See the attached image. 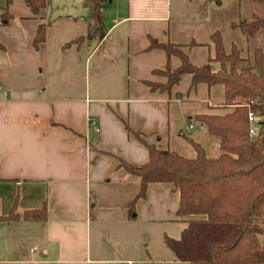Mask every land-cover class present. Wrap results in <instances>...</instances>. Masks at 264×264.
<instances>
[{
    "label": "crops",
    "instance_id": "obj_1",
    "mask_svg": "<svg viewBox=\"0 0 264 264\" xmlns=\"http://www.w3.org/2000/svg\"><path fill=\"white\" fill-rule=\"evenodd\" d=\"M82 2L81 11L73 2L71 12L53 16L51 5L34 15L25 0L0 1V14L12 17L0 25V218L46 209L43 220L0 221V264H187L164 243L179 240L193 218L177 216L179 193L168 183L149 184L130 216L140 180L119 160L148 162L134 133L191 159L185 136L216 159L219 143L196 118L230 108L223 107V86L191 88L190 74L170 91L151 90L167 82L158 72L181 62L150 43L179 45L192 65L217 72L210 36L220 32L227 54L234 45L250 58L251 40L232 24L255 12L247 6L245 14L244 0H109L104 38L63 49L87 33ZM47 19L53 22L35 51L38 25Z\"/></svg>",
    "mask_w": 264,
    "mask_h": 264
},
{
    "label": "trees",
    "instance_id": "obj_2",
    "mask_svg": "<svg viewBox=\"0 0 264 264\" xmlns=\"http://www.w3.org/2000/svg\"><path fill=\"white\" fill-rule=\"evenodd\" d=\"M0 1L7 6L13 2ZM108 1L84 0L89 12L87 33L65 44L63 49L104 38L103 9ZM255 2L264 7V0ZM25 4L37 15L40 10L50 7L51 0H25ZM11 18L8 12L0 14V25H7ZM52 22L47 19L38 25L33 41L35 51L45 42ZM232 27L252 40L264 30V16L252 13L250 20L241 19ZM208 47L209 62L220 65L217 72H213L209 64L192 65L189 54L179 45L151 41L150 48H160L168 57H178L181 64L173 71L167 67L158 72L167 78L166 84L149 86L153 91H170L183 74L192 76L191 88L199 83L209 87L223 86V107L230 109L221 115L196 118L207 134L218 141L221 155L216 159L207 158L200 145L183 136L195 151V157L187 159L176 152L147 145L139 133H134L146 146L149 159L141 166L119 160V167L140 180V190L128 205V211L134 217L135 203L145 197L149 184L168 183L179 193L177 216L193 217L186 222L179 240L164 238L177 261L187 264H264V52L254 48L251 57L244 59L241 51L232 45L227 54L220 32L210 36ZM3 49L0 44V50ZM250 111L258 119L254 136H249L247 114ZM19 217L27 221L43 220L46 209L27 211L21 216L11 210L0 221Z\"/></svg>",
    "mask_w": 264,
    "mask_h": 264
},
{
    "label": "rangeland",
    "instance_id": "obj_3",
    "mask_svg": "<svg viewBox=\"0 0 264 264\" xmlns=\"http://www.w3.org/2000/svg\"><path fill=\"white\" fill-rule=\"evenodd\" d=\"M82 1H84V0H51V7L50 8H51L53 16L62 15V14H65L66 12H69V11L71 12L72 9L70 7H72V6L70 4L75 2V4L77 5V10L81 11V9L83 7ZM66 2L69 5L65 7L64 3H66ZM258 5L257 4L252 5L251 0H244L243 10H244L245 14H247L248 13L247 6H250V8H252V10L257 15L264 16V7L261 5H259V6ZM250 17H251V15L249 16V18L247 20H250ZM247 48H248V52H249L250 57L252 54V50L254 48H260L264 52V31L261 34H258L254 39L249 41L247 44ZM158 74L163 75V73H158ZM156 85H164V84H156Z\"/></svg>",
    "mask_w": 264,
    "mask_h": 264
},
{
    "label": "built area",
    "instance_id": "obj_4",
    "mask_svg": "<svg viewBox=\"0 0 264 264\" xmlns=\"http://www.w3.org/2000/svg\"><path fill=\"white\" fill-rule=\"evenodd\" d=\"M247 120L249 124V136H254L255 135V126L257 125L258 119L256 115L253 112H249L247 114ZM89 127L95 132L99 133V126L94 120H90L88 123Z\"/></svg>",
    "mask_w": 264,
    "mask_h": 264
}]
</instances>
